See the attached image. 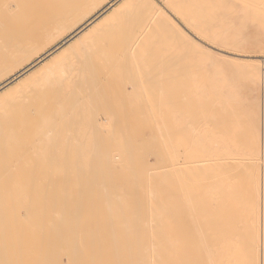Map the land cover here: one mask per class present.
Instances as JSON below:
<instances>
[{
  "label": "bare ground",
  "instance_id": "obj_1",
  "mask_svg": "<svg viewBox=\"0 0 264 264\" xmlns=\"http://www.w3.org/2000/svg\"><path fill=\"white\" fill-rule=\"evenodd\" d=\"M103 1L105 0H28L25 4L22 2L24 9L19 16L14 7L20 1L9 5L13 9H6L7 13L13 12L14 22L9 29H13L14 33L11 31L8 36V28L5 31L3 28L2 31L4 36H8L6 39L11 38L9 44L16 38L17 42H12L10 50L5 54L2 51L4 56L0 55V78L3 77L0 80V140L18 141L33 128L34 122L39 142H45L48 154H44L42 144V149L36 147L30 150L31 153L16 155L15 159L25 162L35 154L43 167L53 170L41 175L43 184L48 186L45 194L36 196L38 201H42L39 203L41 205L34 203L30 191L27 195V189L19 184L12 188V213L8 214L6 220H2L0 215V229L12 227L18 233V238L13 239L0 232V251L13 242L17 255L21 251L29 264H203L204 254L208 257V264H213V234L220 227L219 215L224 208L220 192V166L225 162L213 132L205 134L204 137L209 140L206 139L204 143L208 142L204 146L195 147L193 151L184 149L182 153L185 157L173 154L174 156L168 155L169 160L160 158V161L156 157L159 164L157 162L153 165L145 158V154L135 152V142L140 140L141 144H145L147 141H157L165 145V139L170 134L169 128L157 133L150 132L146 138L141 133L139 140L123 139L124 135L123 138H118L114 133L117 130L116 121L108 123L106 117H98L94 113L95 108H88L82 114L86 119L85 125L73 132L72 138L53 139L58 133L54 129L58 121V110L65 109L66 105L77 99V94L76 98L73 97L78 87L89 86V79L94 76L92 72L97 64L108 58L112 60L114 55L120 58L123 56L125 60L128 57L134 58L137 48L145 42L150 31L165 19V12L156 7L154 0H106L99 10L90 14ZM160 1L176 14H184L182 19L185 22L188 15L191 22L200 23L197 9L201 6V0ZM128 9L135 16V25L130 28L131 32L115 38L114 26L104 27L112 23L113 15ZM95 30L101 32L89 35ZM199 33L203 35V31L199 30ZM2 34L0 33V37L3 38ZM56 37H59L57 42L43 50L35 59H26L28 61L15 72L3 74L25 54L49 44ZM2 38L0 39L3 40ZM8 40L5 46L9 45ZM93 51L97 53L95 56ZM125 60L123 61L127 63ZM84 73V76H79ZM259 76L258 72L255 77ZM90 86L94 87V84ZM130 87L134 88V83ZM141 87L144 91L143 86ZM89 92L91 93H86L88 98L89 95H95L92 91ZM101 92L103 93L102 89ZM143 93L146 94L145 91ZM146 99L147 97L144 100ZM122 100L120 99L121 102ZM165 100L167 98H163ZM66 108L69 109L68 106ZM122 110L126 111L124 105ZM112 112L114 114V110ZM116 117L113 119L117 120ZM58 146L60 154L50 155L52 147L54 149ZM64 150L69 153L64 154ZM180 157L182 160H179ZM33 168L34 166L32 171ZM125 174L129 175L127 181L134 180L132 186L136 181L145 183L140 184V189L134 187L133 190L137 192H133L129 202H124V190L117 184H112V181H119ZM253 177L250 173L248 178L252 180L249 185L255 187L258 179ZM32 180L31 176L30 184ZM173 186L174 191L184 193L183 207L189 217L186 222L191 232L189 235L179 234L182 221L169 219L172 214L163 209L165 201H157L156 204L159 203L160 206L154 207L155 196L162 194V190L171 191ZM144 200L147 202L144 203ZM250 200L249 198L246 205L248 215L251 216L254 202L250 203ZM35 208L39 209L37 211L40 218L48 220L50 238L42 240L41 235L39 241L33 233L30 240L21 233L23 228L20 222L28 219V213ZM150 209L153 211L150 212ZM1 211L5 212L3 209ZM129 216L134 217V220ZM112 221L119 223L117 232H110L113 226L110 229L108 225ZM152 227L159 232H154Z\"/></svg>",
  "mask_w": 264,
  "mask_h": 264
},
{
  "label": "rangeland",
  "instance_id": "obj_2",
  "mask_svg": "<svg viewBox=\"0 0 264 264\" xmlns=\"http://www.w3.org/2000/svg\"><path fill=\"white\" fill-rule=\"evenodd\" d=\"M105 1L94 7L90 14L99 10ZM120 1L122 0H118ZM22 2L24 3V0H0V33H3V38L0 37L3 39H0V48L5 46L8 34L13 32V29H9L14 22L13 12L7 13L6 9L7 7L8 11L9 8L13 9L9 5L16 3V7H13L15 10L17 8L19 16L24 9ZM154 2L157 8L165 12L163 23L156 25L150 31L145 42L137 48V55H134V58L128 57L125 60L123 56L120 58L111 53L114 55L112 60L108 58L97 64L92 72L94 76L92 75L89 79L91 81H88L89 86L85 83L88 87L84 85L79 88L77 85L78 90L73 97L74 99L78 95L77 99L66 105L65 109L58 110V121L54 129L59 134L57 133L53 139L72 138L73 132L79 131L85 125L86 119L82 114L88 108H95L94 113L98 117H106L108 123L116 121L117 130L114 133L118 138L139 140L142 137L141 133L146 138L150 132L157 133L169 128L170 134L165 139V145L157 141H147L145 144H141L140 140L135 142V152L139 155L145 154V158L153 165L158 162L156 157L159 161L160 158L169 160L168 155H183L184 149L193 151L195 147L204 146L209 140L208 137H204L205 134L213 132V136L218 140V150L225 157L224 164L220 166L222 174L220 192L224 208L219 215L220 227L213 234L215 245L213 264H264V154H262L264 150V0H201V6L197 9V14L201 18L200 23L191 22L188 15H185L187 18L185 22L182 19L184 14H176L160 0ZM128 10L113 15L112 23L104 27L114 26L115 38L125 32H131L130 28L135 25V16ZM3 28L4 31L7 28L10 30H7L8 36H4ZM199 30L203 31V35ZM96 32L99 33L101 30L92 31L89 35ZM15 34L17 36V33ZM10 39L7 44L10 43ZM16 39L5 46L6 50L5 47L0 49V55L3 54L2 51H5L4 54L8 52L12 42L13 44L17 42ZM58 39L59 37H56L49 44L39 46L31 53L25 54L24 58L21 57L22 59L20 58L16 64L9 66L3 74L9 75L15 72ZM96 54V51H93V56ZM127 65L129 68L126 67ZM125 69L126 75L123 72ZM258 72L260 76L255 77ZM84 75L85 73L79 76ZM2 79L3 77L0 78ZM130 83L131 85L134 83L135 87L131 88ZM93 84L94 87L90 86ZM89 91L95 95H89L88 98L86 93L90 94ZM119 97L125 104L124 102L122 104ZM146 97L148 101L144 100ZM163 98L167 100L163 101ZM108 103L113 107L111 108ZM123 105L127 116L123 115L125 114L122 110ZM78 107L80 115L77 111ZM113 110L119 121L114 120ZM36 132L33 122V128L18 141L0 140V211L3 209L6 212L1 211L2 220H6L8 214L12 213V188L16 184L27 189V195L30 191L29 194L34 197L33 202H37V205H41L39 203L42 201H38L36 196L46 193L48 186L43 184L41 175L44 172L48 174L52 168L43 167L35 154L25 162L15 159L16 155L31 153L30 150L36 147L42 149V144L44 154H48L45 151V142H39ZM206 139L208 140L204 143ZM50 151V155L60 154L59 146L54 149L52 147ZM63 153L69 151L64 150ZM179 160H182L181 157ZM250 173L258 179L255 187L249 185L252 180L248 178ZM31 176L33 180L30 184ZM128 176L125 174L119 181H112V184L115 186L117 184L122 191L124 190V202L132 200L133 192L136 191L133 190L134 187L140 189V184H145L136 181L132 186L134 180L127 181ZM249 198L250 203L254 202L251 216L248 215L246 205ZM162 200L165 201L163 209H167L172 214L169 219L173 221V218H176L182 221L179 234L189 235L191 232L186 224L189 217L183 207L184 193L174 191V186L171 191L162 190V194L155 196L154 207L159 208L160 204L156 203ZM146 202L144 200V203ZM37 210L39 211L36 208L30 210L28 213L30 219L22 220L20 224L24 230L21 232L23 235L31 240L34 233L40 241L41 235L42 240L50 238V232L48 220L40 218ZM152 211L150 209V212ZM129 218L134 220V217L129 216ZM108 226H113V229L110 230L112 227L109 229ZM108 226L107 230L112 231L111 233L119 229L117 221H112ZM151 229L156 233L159 232L155 227ZM147 230L149 231L148 228ZM0 232L13 239L18 238V233L12 227L0 229ZM18 253L17 255L14 250L13 242L6 245L0 251V264H29L26 255L21 251ZM204 258L203 264H208L206 254Z\"/></svg>",
  "mask_w": 264,
  "mask_h": 264
}]
</instances>
